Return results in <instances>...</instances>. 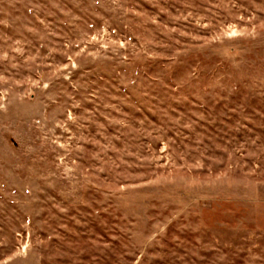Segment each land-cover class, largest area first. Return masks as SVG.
<instances>
[{"label": "rangeland", "instance_id": "1", "mask_svg": "<svg viewBox=\"0 0 264 264\" xmlns=\"http://www.w3.org/2000/svg\"><path fill=\"white\" fill-rule=\"evenodd\" d=\"M0 264H264V0H0Z\"/></svg>", "mask_w": 264, "mask_h": 264}]
</instances>
